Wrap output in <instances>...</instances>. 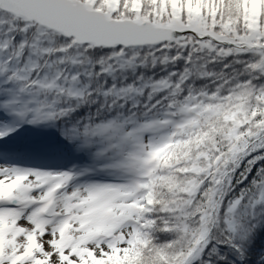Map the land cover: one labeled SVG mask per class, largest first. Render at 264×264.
Here are the masks:
<instances>
[{
  "label": "snow or ice",
  "instance_id": "6c2138e0",
  "mask_svg": "<svg viewBox=\"0 0 264 264\" xmlns=\"http://www.w3.org/2000/svg\"><path fill=\"white\" fill-rule=\"evenodd\" d=\"M174 46L178 54L169 57ZM181 48L250 54L255 62L247 69L264 74V0H0V84L15 83L30 97H0V109L33 125L59 122L71 142L103 137L106 167L127 177L61 194L70 171L0 166V264L227 260L215 245L208 248L213 239L238 258L246 255L261 220L257 205L264 207V84L249 78L227 95L221 85L211 96L189 94L165 105L169 96L156 93L171 85L160 80L143 114L166 108L171 118L141 122V106L133 103L136 111L122 119L73 122L78 104L93 96L77 88L76 65L87 61L107 72L149 58L168 63L182 58ZM186 79L180 76L172 97ZM135 91L105 92V107L127 103ZM18 127L0 122V140ZM254 168L250 185L230 196ZM160 234L176 238L161 243Z\"/></svg>",
  "mask_w": 264,
  "mask_h": 264
},
{
  "label": "trees",
  "instance_id": "16d2710c",
  "mask_svg": "<svg viewBox=\"0 0 264 264\" xmlns=\"http://www.w3.org/2000/svg\"><path fill=\"white\" fill-rule=\"evenodd\" d=\"M169 57L176 56L178 54L176 47L174 46L170 52L167 53ZM179 54L182 58L168 63H161L157 60L155 65L152 64L149 58L147 63H142L141 60L136 61L133 66H125L120 68L116 64L110 71L104 72L101 70L100 65L93 66L85 61L83 64H78L72 70L80 73V79L77 84L78 89L92 90L93 96L91 100H86L78 104L77 112L74 113L73 122L76 119H81L83 122H87V117H92L95 123H102L113 118H123L130 114L132 111H136L132 108V104L136 103L141 106V110L136 111L137 118L142 122L145 119L150 118L153 115H158V119L163 118V113L167 111L166 108L161 109L160 114L149 113L148 116L143 114V105L149 103L148 95L152 92V86L160 80H168L171 87L163 89L156 93V98H163L169 96V100H165L164 103L171 102L172 99L182 101L183 97L189 94L198 96L201 92H207L208 96H211L217 88L223 85L222 95H227V89L232 87L235 83H240L249 78H254L255 82L264 84V74L257 75L256 72L247 69L246 64L255 62L254 58L248 55L232 54L228 57H220L215 53H211L207 50L192 51L191 48L179 49ZM97 56L103 55L97 53ZM159 55V54H158ZM189 56L191 57L189 59ZM227 65L228 67H225ZM187 69V73L185 70ZM89 74V75H88ZM175 74V75H174ZM181 75H187V79L182 83V93L180 96L172 97L171 93L175 90V85L180 80ZM230 82V83H226ZM10 85L18 86L15 83H9L4 85V93L10 98L19 96V91L12 88ZM121 88H132L136 91L129 94L127 103L120 101V106L105 107V104H110V98L104 95L105 92L111 93L114 89L119 90ZM26 95V94H22ZM21 99L24 96L20 97ZM203 99V97H200ZM75 102V101H74ZM155 102V99L152 101ZM164 119V118H163ZM132 125H128L131 127ZM58 132L61 128L59 122L57 123ZM163 131H168L167 129ZM150 134H145V140L148 139ZM93 148L97 152H101L103 145L106 144V140L97 136L90 139ZM108 163L110 162L107 160ZM104 172L113 176L124 175L120 170L111 169L106 167ZM256 174L255 168L249 173L248 178L241 184L236 185L234 192L230 193V196L238 195L240 190L250 185L253 177ZM255 196H259V192L255 193ZM245 201L244 203H246ZM244 209L238 210V214H242ZM257 215L261 217L259 226L253 235L252 239L246 244L247 253L243 258H238L236 254L228 248L227 245L220 243L217 239H213L208 245V248H212L215 245L219 250L222 257H227V260L216 259L214 257L215 264H259V260L264 256V207L257 205ZM175 234H160V242L164 243L168 240L175 239ZM207 252V249H205Z\"/></svg>",
  "mask_w": 264,
  "mask_h": 264
},
{
  "label": "rangeland",
  "instance_id": "374dc122",
  "mask_svg": "<svg viewBox=\"0 0 264 264\" xmlns=\"http://www.w3.org/2000/svg\"><path fill=\"white\" fill-rule=\"evenodd\" d=\"M3 89H5L4 85L0 84V91ZM0 97H3L1 92H0ZM26 99H30V97H28V95H26ZM0 116L2 117V119H4L6 124H12V125L20 124V127H18L16 129V131H14V132H19V131H21V129L26 128L24 131L25 137H32V135H35V136H41L43 138V140H42L43 144H42L41 150L39 151V154H36L37 151H35V150H33V151L26 150V149H29V147L23 144L24 146H22L21 152L24 154L20 153L22 156V159L29 160L28 156H34V157L39 156L42 158L43 155L47 154L48 151L53 152L52 150H54L55 152H59L60 154L65 156V159L61 160V156L55 155L56 153L51 154L52 159L56 160L57 162H61V165H64V164H62L64 162L69 163L70 161H72V159L73 160L75 159L74 154L72 155L71 151H73V149H74L73 144H77L79 140H77L75 142H71V141L67 140L64 136L62 139V141L64 143V147H61L60 145L54 144L56 142L54 140V132L53 131H54V127H55L56 123L55 124L54 123H47V124H41V125H33V124L26 123V122H21L19 117L15 116L13 114L7 113L6 111H4L2 109H0ZM66 144L70 145L71 147L69 149H67ZM63 149H66L69 151L68 155H65V152H63ZM77 150H78V152L81 151L80 149H77ZM90 153H91V150H90L89 145L85 146V148L82 147L81 154H83V155L85 154V155H87V157H89ZM24 155L27 156L26 159H25ZM71 155H72V158H71ZM55 156H57V157H55ZM104 160L105 159L102 158L101 156L100 157L99 156L93 157L91 160H89V162L87 163L86 170L84 172H82V171L80 172L78 170L77 171L78 175L74 179L73 183L71 185H67L64 189H61L60 190L61 194L70 193L73 190L83 189L84 187H86L90 184H94V182L91 180V177H95L96 179L99 177H102V178L110 177L109 175H104L101 172H100V174H95L93 172L94 166H91V168L89 166V164L92 165L95 161H96V163H98L101 161L103 162ZM20 162H22L21 159H20ZM45 164L46 165L49 164L48 161H46ZM57 165H60V163ZM0 166L12 167L13 164H10V163H9V165L8 164H1ZM62 167H64V166H62ZM123 181L126 182V180H123Z\"/></svg>",
  "mask_w": 264,
  "mask_h": 264
},
{
  "label": "bare ground",
  "instance_id": "6f19581e",
  "mask_svg": "<svg viewBox=\"0 0 264 264\" xmlns=\"http://www.w3.org/2000/svg\"><path fill=\"white\" fill-rule=\"evenodd\" d=\"M0 122H4V119L0 118ZM26 129V128H25ZM25 129H21L19 132H12V134L4 139L6 145H9L14 149H18L17 147L20 148L19 144H24L29 147V151H39L41 150L42 147V140L43 138L41 136H35L32 135V137H25L24 131ZM14 145V146H12ZM16 146V149H15ZM27 147V148H28ZM28 150V149H27Z\"/></svg>",
  "mask_w": 264,
  "mask_h": 264
}]
</instances>
